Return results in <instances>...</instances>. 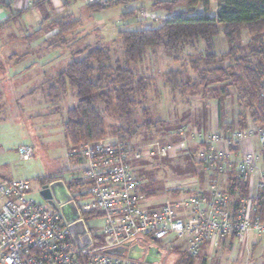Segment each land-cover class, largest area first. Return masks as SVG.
Wrapping results in <instances>:
<instances>
[{"label": "rangeland", "instance_id": "1", "mask_svg": "<svg viewBox=\"0 0 264 264\" xmlns=\"http://www.w3.org/2000/svg\"><path fill=\"white\" fill-rule=\"evenodd\" d=\"M63 1L62 5L57 1L53 2L54 6L51 3L45 4L39 12L24 14L17 21L15 18L5 30L0 31V176L31 181L30 197L48 209L51 207L42 196L45 187L57 180L72 183V171L77 168L70 158V144L64 135L68 111L78 103L77 94L75 89L69 88L67 96L59 103L60 110L55 112L56 109L48 98L54 77L71 62L72 52L75 50L99 44L112 51L114 60L122 59L123 48L118 38L120 31H137L152 26L159 28L168 19L187 11L180 6L171 12L168 8L154 9L152 4L147 3L93 12L86 7L92 0H78L69 9H63ZM211 3V13L215 15L218 7L215 0H211ZM34 9L38 8L28 5L24 10L27 12ZM132 9L135 15L124 17ZM203 11L202 6L198 8V12ZM72 15L77 18L75 22L80 21V26L74 30L66 45L60 44L58 48H52L51 40L46 41L57 33V30H52L51 23L72 22ZM250 40V36L244 33L238 45L247 47ZM215 45L218 53H226L230 49L222 35L215 40ZM27 50L30 53L26 55ZM148 53L143 63L137 66L144 77L150 78L147 99L139 100L135 108V119L131 124L118 120L111 111L104 113L107 132L101 141L109 138L121 139L122 135L114 133V127L123 126L132 133L136 131L126 141L131 148L144 156L133 163V170L141 180V189L156 195L154 199H147L144 205L146 210L152 211L182 201L189 191L193 194L196 191V172L200 180H205L207 176L204 169L197 164L198 148L184 147L163 157H148L151 145L157 141L166 144L178 142L181 128H186L189 133L226 132L213 128L218 119V109L212 89L200 87L197 92L192 91L191 86L200 82L191 70L188 58L194 52L189 50L182 55L180 62H175L174 56L162 48L150 50ZM175 70L185 73V82L192 80L191 85L183 91L173 92L166 84L165 74ZM222 85L213 87L219 90ZM229 89L232 96L223 103L224 125L232 124L233 131L248 133L252 120L242 106L235 87ZM146 111L149 112L150 120L162 123L163 129L152 128L148 132L141 128ZM253 143L260 157L259 167L264 173V147H261L258 140ZM22 147L28 150V156L24 160L20 155ZM53 177L57 179L51 180ZM254 189V196L263 194L257 187ZM175 192L180 195L177 196ZM86 223L92 236L100 238L95 245L104 244L103 219L89 217ZM150 246L159 247L167 253L163 264H168L169 259L170 264H175L180 259L178 255L185 252L186 240L174 239L170 244L163 241ZM198 263L201 264L202 260Z\"/></svg>", "mask_w": 264, "mask_h": 264}, {"label": "built area", "instance_id": "2", "mask_svg": "<svg viewBox=\"0 0 264 264\" xmlns=\"http://www.w3.org/2000/svg\"><path fill=\"white\" fill-rule=\"evenodd\" d=\"M178 137L174 144L154 142L147 156L198 148L199 162L212 178L210 191L152 211L144 208L141 181L133 170V163L144 157L141 152L115 138L87 143L70 152L77 165L72 171L73 199L83 218L104 221L105 243L98 246L92 236V245L78 248L62 214L30 197L31 181L0 176V264H150L144 258L135 260L106 251L128 243L150 246L180 239L186 240L185 252L197 256L208 242L264 236V219L254 204L255 186L264 191V173L253 146L258 140L264 147V129L252 121L248 133H189L181 128ZM20 155L26 159L28 150L22 147ZM231 177L250 186L248 197L237 208L227 194Z\"/></svg>", "mask_w": 264, "mask_h": 264}, {"label": "trees", "instance_id": "3", "mask_svg": "<svg viewBox=\"0 0 264 264\" xmlns=\"http://www.w3.org/2000/svg\"><path fill=\"white\" fill-rule=\"evenodd\" d=\"M47 1L50 0H37L35 5L40 7ZM77 1L64 0V8L69 9ZM215 2L218 7L215 15L211 13V0H107L104 4L94 0L86 5L93 12L147 3L152 4L154 9L168 8L171 12L180 6L187 11L168 19L159 28L152 26L137 31H120L118 38L123 48L122 59L114 60L112 51L99 44L87 45L85 49L77 50L72 54L71 62L54 77L53 85L48 92V98L53 103L55 112H58L61 108L59 103L67 96L69 88L76 91L78 103L68 111V119L64 124V135L70 144V151L87 143H98L105 137L107 126L104 113L111 111L118 120H124L123 122L128 124L133 123L139 100H146L150 90V78L144 77L137 66L143 63L150 50L155 51L159 48L173 55L175 62H180L181 56L187 54L189 50L194 52L189 54L188 58L191 70L198 76L200 82L191 86L192 91L197 92L200 87L206 90L212 89L213 99L217 100V122L220 132L223 130L226 132L224 134L234 132L232 124L224 125L222 114L224 101L232 96L229 91L231 87H235L250 119L264 129L262 88L264 0H215ZM4 4L5 2L0 0V7ZM201 6L204 11L198 12ZM6 8L11 11L7 23L22 14V12L13 13L9 4H6ZM134 15L135 11L132 9L124 17L130 18ZM0 26H4V23ZM79 26L80 21L51 23L52 30H57V33L46 41L51 40L52 48H58L60 44L66 45ZM244 33L251 38L249 47L238 45ZM221 35L230 45L226 53L216 52L215 40ZM80 57L83 58L78 59ZM184 76L185 73L181 70L170 71L165 74L166 84L173 92L183 91L192 81L188 79L185 82ZM219 84L223 85L216 90ZM145 116L141 128L148 132L152 128L163 129L161 122L150 120L149 112L146 111ZM113 131L117 135H122L120 140L124 142H127L126 138H131L133 133L136 134V131L132 133L123 126L114 127ZM197 164L201 165L199 162ZM55 179L57 178H51V180ZM138 179L140 180L139 177ZM68 186L73 194L75 187L73 182ZM249 187L248 183H240L233 177L229 179L227 194L235 208L240 205L243 198L248 197ZM140 192L145 193L148 200L156 196L153 192L145 191L144 188H140ZM190 192L187 194L191 196L202 193L193 191V194H190ZM175 193L177 196L180 195L179 192ZM254 204L264 219V191L260 196L254 197ZM89 217L92 216H84V220L87 222ZM96 240L100 241V238ZM200 253L191 256L183 252L178 255L180 259L175 264H198L202 258ZM168 263L170 264V259Z\"/></svg>", "mask_w": 264, "mask_h": 264}, {"label": "crops", "instance_id": "4", "mask_svg": "<svg viewBox=\"0 0 264 264\" xmlns=\"http://www.w3.org/2000/svg\"><path fill=\"white\" fill-rule=\"evenodd\" d=\"M3 1L5 2V4L3 5V7H0V24L4 23V26L2 27L0 26V31L5 30L6 27L9 25V23L13 22V19H11L9 23H7L9 18L11 17V11L8 8H6V4L11 5V9L13 13L22 12V14L16 18V21L17 19H20L24 14H27L29 12H33V11L39 12V9L42 10L45 4L49 5V3H51L53 5L54 4L53 2L57 1L60 2V4L62 5V0H50L40 7L34 4L36 3L37 0H19V1L3 0ZM29 3L32 4L31 7L34 6L37 7L38 9H34L32 11L26 12L24 9L27 8ZM62 7L64 9V5ZM76 19H77L76 16L72 15V21ZM47 38L48 37H46V39ZM75 52L76 50L73 51L72 53ZM29 53L30 50H27L25 54L27 55ZM16 55H18V53ZM213 125H214L213 127L214 130H219V124L217 121ZM198 167H202V165H198ZM195 176L196 179L198 180V181L195 180V182H197L194 184L195 190L197 192L208 193L210 191V184L212 178L207 173H206L207 178L205 180H200L197 172L195 173ZM254 184L256 185L255 182ZM142 196L143 198H145L144 195ZM190 196L191 195L189 194H185V197L183 198L182 201L186 200ZM146 201L147 198L144 199L143 205L146 204ZM182 201L179 200V202L175 204H179ZM200 254L202 256L201 260H204L205 264H264V236L251 235L246 241H242V240L240 241L238 238L229 237L225 239H219L215 242H208L204 245ZM204 261L201 264H204Z\"/></svg>", "mask_w": 264, "mask_h": 264}, {"label": "water", "instance_id": "5", "mask_svg": "<svg viewBox=\"0 0 264 264\" xmlns=\"http://www.w3.org/2000/svg\"><path fill=\"white\" fill-rule=\"evenodd\" d=\"M42 196L51 208L62 214L78 248H86L92 245L93 238L88 225L63 180L48 184L43 190ZM106 253L114 256H128L130 259L135 260L144 258L150 264H161L167 257V253L159 247L132 245V243H128L121 248L109 249Z\"/></svg>", "mask_w": 264, "mask_h": 264}, {"label": "flooded vegetation", "instance_id": "6", "mask_svg": "<svg viewBox=\"0 0 264 264\" xmlns=\"http://www.w3.org/2000/svg\"><path fill=\"white\" fill-rule=\"evenodd\" d=\"M66 184H67V186H68L69 183H66ZM68 188H69V186H68ZM69 190H70V189H69ZM70 192H71V190H70ZM71 194H72V192H71ZM47 203H48V202H47ZM48 205H49V204H48Z\"/></svg>", "mask_w": 264, "mask_h": 264}]
</instances>
